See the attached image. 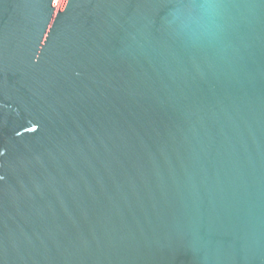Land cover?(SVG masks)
<instances>
[{
  "label": "water",
  "instance_id": "obj_1",
  "mask_svg": "<svg viewBox=\"0 0 264 264\" xmlns=\"http://www.w3.org/2000/svg\"><path fill=\"white\" fill-rule=\"evenodd\" d=\"M0 0V264H264V0Z\"/></svg>",
  "mask_w": 264,
  "mask_h": 264
},
{
  "label": "rangeland",
  "instance_id": "obj_2",
  "mask_svg": "<svg viewBox=\"0 0 264 264\" xmlns=\"http://www.w3.org/2000/svg\"><path fill=\"white\" fill-rule=\"evenodd\" d=\"M62 2L63 0H58L57 6L55 8V16L57 15L58 10L61 8Z\"/></svg>",
  "mask_w": 264,
  "mask_h": 264
}]
</instances>
